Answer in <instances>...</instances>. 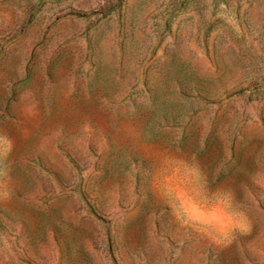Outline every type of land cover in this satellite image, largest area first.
I'll use <instances>...</instances> for the list:
<instances>
[{
  "label": "rangeland",
  "instance_id": "374dc122",
  "mask_svg": "<svg viewBox=\"0 0 264 264\" xmlns=\"http://www.w3.org/2000/svg\"><path fill=\"white\" fill-rule=\"evenodd\" d=\"M0 264H264V0H0Z\"/></svg>",
  "mask_w": 264,
  "mask_h": 264
}]
</instances>
